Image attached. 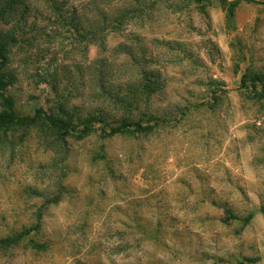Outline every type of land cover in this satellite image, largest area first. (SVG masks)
I'll list each match as a JSON object with an SVG mask.
<instances>
[{"label":"rangeland","instance_id":"374dc122","mask_svg":"<svg viewBox=\"0 0 264 264\" xmlns=\"http://www.w3.org/2000/svg\"><path fill=\"white\" fill-rule=\"evenodd\" d=\"M235 1L149 0L89 41L37 2L44 16L16 26L0 72L18 113H55L65 100L81 114L124 115L89 71L104 65L117 85L154 72L131 114L158 120L54 143L0 124V235L37 223L32 237L45 244L22 241L0 264H264V87L242 81L264 75V0H240L231 21ZM129 2L97 0L107 10Z\"/></svg>","mask_w":264,"mask_h":264},{"label":"trees","instance_id":"16d2710c","mask_svg":"<svg viewBox=\"0 0 264 264\" xmlns=\"http://www.w3.org/2000/svg\"><path fill=\"white\" fill-rule=\"evenodd\" d=\"M34 5L30 0H0V72L2 67L9 59L16 38V26L22 27L31 13L39 18L44 16L43 11L38 7L35 0ZM51 9V15L47 17L50 21H64L79 34L89 40H96L101 33L117 29L121 22L139 15L148 6L149 0H130L127 6L113 7L111 9L102 8L97 4V0H92L82 4L79 8L68 0H45ZM156 1V0H154ZM199 1V0H195ZM68 2V6L66 3ZM240 0L235 1L228 8L229 20L233 21L235 17V7ZM16 23H14L15 21ZM14 21V22H12ZM13 23V24H12ZM9 26V27H8ZM98 39V38H97ZM179 45H181L178 42ZM140 58L138 61L142 62ZM92 73L102 89L105 99L111 100L113 105L111 109H124L126 113L119 117H114L107 107H100L88 113H78L69 106L65 100L57 104V112L48 113L42 109H37L34 115H24L17 112L15 102L11 96L5 94L4 88L7 83L4 80V73L0 74V98L4 109L0 110V124L6 125L9 129L14 127L34 129L39 136L53 141H62L66 135H76L77 137H87L98 133L101 137H110L120 133L141 132L148 128L150 122H155L158 118L154 115L143 113L144 116L136 118L131 113L132 109L139 110L142 102L150 96L152 83H158V80H151L154 72L143 68L140 72V78L136 81L127 79L118 85L112 82L113 70L111 66H90ZM151 81H153L151 83ZM245 86L252 81L264 87V75L257 72H245L242 78ZM151 83V84H150ZM122 87V88H120ZM118 89H124V93ZM215 92V91H214ZM147 122V124H145ZM101 124V126H97ZM47 141V143L54 142ZM47 197L49 203L59 201L61 194L54 197ZM38 221L42 219V212L38 213ZM235 217L234 215L232 216ZM39 231V224L23 226L20 229L12 230L10 233L0 235V252L19 245L22 241L29 242L33 247H44L45 244H39L32 235Z\"/></svg>","mask_w":264,"mask_h":264}]
</instances>
